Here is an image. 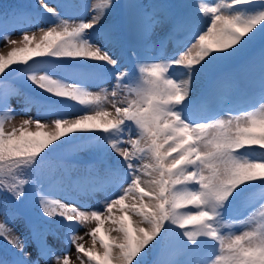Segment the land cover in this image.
I'll return each instance as SVG.
<instances>
[{
  "label": "snow or ice",
  "instance_id": "obj_1",
  "mask_svg": "<svg viewBox=\"0 0 264 264\" xmlns=\"http://www.w3.org/2000/svg\"><path fill=\"white\" fill-rule=\"evenodd\" d=\"M37 6L55 18L53 27L41 29L39 34L22 33V40L11 39L7 25L0 28V42L11 47L6 55H0V75L6 78L9 65H27V80L41 94H47L48 100L42 111L23 120L19 129H5L4 120L27 113L24 108L17 112L6 96L0 97V192L23 203L27 198L24 186L35 184L45 221L58 225L57 230L68 229L69 234L57 249L49 242L57 232L29 221L31 237L22 240L14 235L7 219L9 209L4 208L0 239L18 254L12 264H40V257L54 264H72L73 255L79 264H147V258L162 248L172 233L187 237L191 243H181L188 252L207 246L208 259L200 264H264V212L250 230L240 234L225 231L230 225L223 214L226 206L246 191L242 186L264 189V51L259 97L254 96L248 108L226 118L219 114L201 116L193 111L194 100L189 98L192 82L239 57L254 40L264 37V0H222L215 5L201 2L199 9L211 14L201 30L186 24V4L132 3L123 20L111 23L101 20L115 12L117 5L112 0L91 5L95 14L79 23L61 18L47 0H37ZM165 22L172 31L184 28V40L166 62L140 64L141 79H134L135 73L121 67L123 49L128 47L129 54L136 56L137 39L146 40L154 24ZM100 36L103 47L97 39ZM33 57L90 63L96 71L75 75L82 82L71 84L49 72L39 74L34 68L49 67L52 59L37 60L33 66L29 64ZM178 70H182L181 78L176 77ZM90 77L114 79L115 86L110 91L91 92L86 86ZM66 100L84 106L74 119L68 116L72 105ZM49 112L54 118L43 119ZM33 125L36 131H29ZM98 140L106 141L96 146L113 157L114 170L120 176L117 190L99 208L82 210L59 198H49L40 191L37 180L27 178L28 172H38L42 163L64 146H84ZM245 145L259 148L238 153ZM190 205L195 212L183 211ZM92 222L95 227L89 226ZM107 222L113 227L105 230V242L98 234ZM189 225L194 228L190 230ZM81 228L84 235L78 234ZM85 236H90L92 247L81 243ZM97 242L102 253L96 249ZM28 243L37 247L35 261L27 258Z\"/></svg>",
  "mask_w": 264,
  "mask_h": 264
},
{
  "label": "rangeland",
  "instance_id": "obj_2",
  "mask_svg": "<svg viewBox=\"0 0 264 264\" xmlns=\"http://www.w3.org/2000/svg\"><path fill=\"white\" fill-rule=\"evenodd\" d=\"M163 1L162 3H179L194 6L196 12L203 16H193L188 14L187 9L185 10V22L192 30H201L205 28L211 18V14L205 15L202 10L199 9L198 6L201 2L209 5H215L216 3L222 2V0ZM112 2L117 5L115 12L109 17L105 16L101 20V23H111L116 20H123L128 11L127 6L129 4H154V0H112ZM223 2H228V0H223ZM48 3L57 8L61 18L68 19L70 23H79L81 20L87 19L95 14L91 5L107 4L108 0H68L66 3H60L56 0H53L49 1ZM37 8L38 6L36 4V6H34L35 10L31 9L30 11H24V15L18 16L15 21H11L9 19H0V28H2L4 25H7L9 28L10 38L13 40H22V33L27 32L30 35L33 33L39 34L41 29L47 30L53 27L56 22L55 18L51 17L50 15H46L45 13V16L41 15L36 11L42 12V10ZM147 11L151 12L152 10L149 8ZM186 34L187 33L184 28L172 31L171 25H169L167 22L164 24H154L150 29L146 40L137 39L136 56H132L127 53L130 51L128 47L123 49V53H121V55L124 57L121 65L122 69L129 73H135L133 72V63L129 57H132L136 61L135 65L139 68V70L140 64L142 63L166 62L174 55L176 49L178 48L180 42L184 40ZM0 36H3L2 31H0ZM97 39L100 43V46L103 47V36H100ZM10 50V46H5L2 42H0V55H6ZM64 64V66L50 64L49 67L34 68V70L41 75L49 72L54 77H64L66 78V81L71 84H80L82 82L80 78L75 75H82L96 71L95 67L90 63L81 64L73 61L69 62L68 64ZM109 71H111V69H109ZM172 71L173 69L170 68L169 73ZM180 71L182 70H178L176 72L177 78H181ZM169 73H166L165 75H168ZM237 74L238 76L242 75L240 73ZM216 76H218L216 72L211 71L206 75H201L189 86V98L194 100L193 111L199 115L211 116L219 114L221 118H226L230 115H236L244 108H248L249 101L254 96L258 99L259 87H257L255 90L254 88L257 85L256 78L259 75H254V88L251 87V90H254L251 91L252 96L246 94L244 83H242L240 79L235 80L231 73L222 74L219 78ZM17 79V84L6 85L1 88V97L6 96L7 103H9L10 107L15 109L17 112H20V110L24 108L27 115H18L10 121L4 120L5 129H11L13 126L19 129L23 123V120L35 116L38 111H42V105L47 103L45 100V95L47 94H41L40 90L37 88L36 89L39 91V96L36 97H38L40 101L33 99L32 103H27L23 98H21L27 91L24 89V87L34 90L35 86L31 85V83L27 80L25 71L20 76H18ZM134 79L140 80L141 73L139 76L135 74ZM160 79H163V77H160ZM210 83H212L213 86ZM246 84L248 86L253 84L252 77L246 81ZM86 86L89 91L98 93L102 90H112L115 84L114 79L98 81L95 77H90ZM205 88L211 90L208 91ZM65 102L72 105V109L68 113L70 119L76 118L79 115L77 110L84 107L76 101L66 100ZM239 107L242 109H238ZM217 108H222L221 113L216 111ZM53 118L54 114L51 112L43 116V119L45 120ZM0 119H3V114L0 115ZM28 130L34 132L36 131V128L33 125ZM96 135H100V133L97 132ZM100 143H106V141L98 140L94 142H88L84 146L77 145L79 148L67 149V151L64 153L67 158L89 162L88 165H92V168L88 169L84 175H77L68 180L70 183L63 182L61 185H58L55 188H45L40 191L49 198H59L62 201L67 202L69 205L80 207L82 210L99 208L104 199L112 192L117 190V185L120 183V176L114 170L115 160L113 157H109L102 149L96 146ZM258 148V145H245L244 149H239L237 152H249L252 149ZM255 183L259 184L260 181H256ZM247 186L248 185L243 187L245 188ZM237 191L239 192L240 190ZM33 196H36V200L39 198V193L35 189H33L26 201L18 205V208L20 210H25V212H22L21 214L28 213L26 219L31 221L33 225L36 224L39 228H49L51 231L57 232V235L49 237V242L53 244V247L58 249L62 241L66 242V237L69 234L68 229L65 228L57 230L56 228H58V225L55 223H47L43 218L42 211L38 207L37 201H33ZM237 198L238 199L235 198L223 210L225 222L230 225V227L226 228L225 231L234 234H240L243 231L250 230L253 225L261 219V214L264 212V189H261L259 185H252L250 186L249 190H246L243 195L237 196ZM183 211L195 212V209H183ZM4 219L5 216L0 215V221H3ZM7 219L10 225L13 226L14 235L20 236L22 240L24 237H28L26 232L27 221L24 222L9 216H7ZM89 226L95 227V222H92ZM112 227L113 226L111 223L107 222L104 226V229H102L98 234V239L99 237H102L104 238L105 242H108V237L105 235V230L111 229ZM193 228L194 226H192L191 229ZM29 233L31 235L30 231ZM78 234L84 235V229H79ZM111 234L113 237L117 236L116 232H112ZM196 239L204 240L206 238L196 237ZM182 240L187 243H191L190 241H187V237L182 238L175 234L172 237V240L170 239L171 243L162 248V251L160 252L161 255L163 254V260L172 262V264H200L201 261L208 259L209 250L207 246L202 247L195 253H191L183 248L181 243ZM81 243H83L86 248L92 247L90 236H85ZM10 248L13 249L11 245ZM96 249L101 253L103 251V248L99 242L96 244ZM13 251L15 252V249H13ZM25 252L28 253L27 258L29 260L35 261L38 257V251L35 243L26 244ZM154 252L147 258V264L150 263ZM73 253H75L74 249ZM39 259L40 264H54V261H50L46 257H40ZM72 264H79L75 255H73Z\"/></svg>",
  "mask_w": 264,
  "mask_h": 264
},
{
  "label": "trees",
  "instance_id": "obj_3",
  "mask_svg": "<svg viewBox=\"0 0 264 264\" xmlns=\"http://www.w3.org/2000/svg\"><path fill=\"white\" fill-rule=\"evenodd\" d=\"M36 2L37 0H0V19H5L9 17L10 19L16 18L22 10V7H29L33 2ZM163 0H154L155 3H162ZM188 10L190 14H194L196 12V9L194 7H188ZM264 51V37L257 38L254 40L246 49L245 51L237 58H240L243 64L247 57L252 62L254 67H257L258 59L256 58V55L260 52ZM37 57H33L35 59ZM32 59V60H33ZM235 59V58H234ZM29 61V64L31 61ZM232 60L228 62H224L217 66L214 69H225V71H228L231 68ZM23 64H15V65H9L5 68V73L10 74L13 69H17L19 66ZM245 73L248 75L251 72L254 71L253 67H244ZM244 73V74H245ZM4 76L0 75V82L5 83ZM32 94H26L24 100L26 102H32L33 101ZM67 137H62L61 139H66ZM54 143H59V141H56ZM61 151L58 150L57 152L53 153L48 160L42 163L40 169L36 173H27V178L30 180H37V182L41 185V187L48 186L50 184H53L56 181H59L63 178V166L60 163V161L56 158L58 154H60ZM78 171H83L84 167H77ZM32 183L25 185L26 189V196L28 192V187H30ZM19 203V201L14 202L13 198L11 197L10 193H4L0 192V214H3V209L8 208L9 217H16L18 218L19 213L16 210V205ZM6 242L3 239H0V246L5 245ZM7 260L10 262V258L4 254V252L0 249V261Z\"/></svg>",
  "mask_w": 264,
  "mask_h": 264
}]
</instances>
